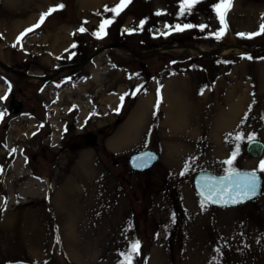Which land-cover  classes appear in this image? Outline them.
<instances>
[{
  "label": "rangeland",
  "instance_id": "rangeland-1",
  "mask_svg": "<svg viewBox=\"0 0 264 264\" xmlns=\"http://www.w3.org/2000/svg\"><path fill=\"white\" fill-rule=\"evenodd\" d=\"M83 1L0 0V97L8 79L22 102L12 114L0 100V264H120L137 241L132 264H264V33L238 35L260 31L264 0H232L224 25L219 0L184 15L181 0H131L115 17L105 9L120 0ZM96 129V145H80ZM249 135L259 157L244 150ZM143 148L158 159L132 172L126 158ZM233 169L257 170V198L202 204L192 174Z\"/></svg>",
  "mask_w": 264,
  "mask_h": 264
},
{
  "label": "water",
  "instance_id": "water-1",
  "mask_svg": "<svg viewBox=\"0 0 264 264\" xmlns=\"http://www.w3.org/2000/svg\"><path fill=\"white\" fill-rule=\"evenodd\" d=\"M264 46L258 47L254 50H261ZM248 50V51H254ZM203 55H220L218 51H207L202 52L199 51ZM22 106V102L15 98L13 95L10 96L8 110L12 114H16L19 112ZM80 144L83 147H93L96 145V134L88 131L81 135ZM263 148V143L256 139V143H249L247 141L245 145V151L248 155L252 157H258ZM158 159L157 153L152 149H141L135 151L128 155L127 157V165L128 167L135 172H144L148 170ZM252 171L248 170H232L224 174H214L208 171H198L196 172L191 180V185L196 193V195L207 205L212 207L219 208H227L234 207L244 203H247L253 199H255L261 189V175L257 173V177L259 178V189L258 194L252 197L251 199H243L242 202L239 203H227L225 204L224 200H229V193L235 195L237 192L243 191L244 184L248 179L245 176V173H250ZM223 178V179H221ZM224 188L225 191L221 192L220 189ZM214 189L213 191V199L218 200L219 202L213 203L211 199H205L208 195L209 190ZM225 192H228L225 194ZM203 193V195H202ZM239 199V197H236Z\"/></svg>",
  "mask_w": 264,
  "mask_h": 264
},
{
  "label": "snow or ice",
  "instance_id": "snow-or-ice-1",
  "mask_svg": "<svg viewBox=\"0 0 264 264\" xmlns=\"http://www.w3.org/2000/svg\"><path fill=\"white\" fill-rule=\"evenodd\" d=\"M130 2H131V0H120L119 4H117L116 6L110 8V9L106 7L105 10L111 11L113 13V17H115V16L119 15L120 11H122L123 8L127 4H129ZM199 2H200V0H181L180 15H184L186 13V11H190L191 8ZM231 4H232V0H219V3L214 5V9H215L217 16L220 19V22L222 25H224V23H225L224 16L226 15ZM64 7H65V5H63V4H59L55 7H50L47 12H44L40 15V18L35 25H32L31 27L25 29V31L22 32L20 34V36L17 37V42L19 43L20 40L25 35L33 32L35 29L39 28L44 23L46 17L50 16L52 13L56 12L58 9H63ZM160 14L161 13H159V12L157 13V15H160ZM112 22H113V19L103 20L99 26V30L97 32H94L93 35L96 36L98 39L103 38V36L107 34L106 25H110ZM144 23H145V21L140 22L141 28L143 27ZM166 27H173V26H167L166 25ZM174 27H175V30H177V31H183L184 29H190L193 27H199L201 30H204L208 26L207 25L195 26V25H191V24H185V25L181 26V25L177 24ZM78 31L83 33L86 31V29L84 27H81L80 29H78ZM224 31H225V29L222 27L218 32H216L214 34L216 39H220L223 36ZM262 33H264V24H261L260 31H258V32L249 33V34L239 33L238 35H240L242 37L247 36V38H252L254 36L261 35ZM15 46L16 45L14 44L13 47H15ZM72 47L75 48L76 45L73 44ZM73 55H74V53H73ZM249 59H251V57H249ZM139 91H140V88H137L136 92H139ZM133 94H135V93H133ZM3 99H6V96L0 97V100H3ZM123 99H124V97L121 96V101H123ZM2 115L3 114L0 113V118H2ZM229 135H231V134H229ZM234 139L237 142H239V141L243 140L244 137L241 134H237ZM247 141L249 143H256V138L254 135H249V136H247ZM12 151H15V149H13ZM239 151H240V144L237 143L235 146V150L232 152L230 158L223 161V163L226 165L232 166L237 154L239 153ZM258 170L260 172H264V160L260 161V163L258 165ZM183 174L184 173L182 172L181 175H183ZM245 176L248 179L246 180V182L244 184L243 191L237 192L235 195H233L232 193H229V200L223 201L225 204H227L229 202H231L233 204L239 203V202H242L243 199H251L252 197H254L255 195L258 194L259 178L257 177V170H253L250 173H245ZM221 179H223V178H221ZM213 191H214V189H210L209 193L205 197V199H211L213 203H217L219 201L216 199H213ZM220 191L223 192V191H225V189L221 188ZM202 195H203V193H202ZM236 197H239V199H237ZM202 204H203V201H202ZM132 253L139 254V242L138 241L132 244L130 253H128V254L121 253V255L125 257V259L123 261H121L120 264H132Z\"/></svg>",
  "mask_w": 264,
  "mask_h": 264
},
{
  "label": "flooded vegetation",
  "instance_id": "flooded-vegetation-1",
  "mask_svg": "<svg viewBox=\"0 0 264 264\" xmlns=\"http://www.w3.org/2000/svg\"><path fill=\"white\" fill-rule=\"evenodd\" d=\"M19 76V75H18ZM2 82H4V84H5V86H6V90L4 91V93H5V96H6V105H5V112H8V104H9V98H10V96L11 95H13V91H14V84H13V82L12 81H10V80H8V79H6V81H2ZM3 101H1V103H2ZM95 134H96V138H97V135L98 134H101V135H103L104 134V130L103 129H96L95 131H93ZM85 133V132H84ZM83 134V133H82ZM81 134V135H82ZM81 135H79L78 136V139H79V143H80V137H81ZM81 145V144H80Z\"/></svg>",
  "mask_w": 264,
  "mask_h": 264
},
{
  "label": "bare ground",
  "instance_id": "bare-ground-1",
  "mask_svg": "<svg viewBox=\"0 0 264 264\" xmlns=\"http://www.w3.org/2000/svg\"><path fill=\"white\" fill-rule=\"evenodd\" d=\"M91 1H92V0H84L83 2L86 4V3L91 2ZM81 4H82V3H81ZM81 4H80V5H81ZM94 4H95V3H94ZM81 7H82V6H81ZM86 7H87V6H86ZM234 49H235V48H234ZM235 50H236V49H235ZM224 51H225V50H224ZM222 53H223V51L219 52V54H222ZM233 110H234L233 108L230 109L231 112H232ZM139 111H141V110H139ZM137 112H138V111H137ZM137 114H138V113H137ZM140 115H141V113H140ZM140 115H139V117H140ZM228 116H232V114L229 113ZM136 117H138V116H136ZM133 118H134V121H135V117H133ZM137 119H138L137 121L139 122V118H137ZM176 119H179V118H176ZM172 120H173V119H172ZM172 120H171V121H172ZM227 120H228V119H227ZM227 120H226V119H222V121H220V122L222 123V126L224 125V127H225L227 124H231V123H228ZM229 120H231V119H229ZM131 121H132V120H131ZM171 121H170V122H171ZM177 121H178V120H177ZM231 121H232V120H231ZM132 122H133V121H132ZM135 122H136V121H135ZM170 122H169V123H170ZM172 122H174V121H172ZM130 123H131V122H130ZM131 124H132V123H131ZM176 124H177V123H176ZM134 125H135V124H134ZM231 125H232V124H231ZM127 126H128V125H127ZM128 127H129V126H128ZM131 127H133V126H131ZM171 127H172V125H171ZM174 127H175V125H173V130L176 129V128H174ZM127 130H128V128H127ZM132 130H133V129H132ZM177 130H178V129H177ZM182 130H183V129H182ZM178 132H180V131L178 130ZM181 132H182V131H181ZM125 133H126V132H125ZM128 133H129V132H128ZM121 136H122V134H121ZM121 136H120V138H121ZM127 136H128V135H127ZM122 137H123V136H122ZM117 138H118V137H117ZM117 138H116V139H117ZM120 138H119V141H120ZM123 138H124V137H123ZM116 139H115V140H116ZM124 141H125V140H124ZM114 142H115V141H114ZM127 143H128V142H127ZM113 145H116V143L113 144ZM114 147H115V146H114ZM173 150H174V149H173ZM175 150H176V149H175ZM176 157H177V156H176ZM75 185H76V183H75ZM227 193H228V192H225V194H227ZM32 226H33V225H32Z\"/></svg>",
  "mask_w": 264,
  "mask_h": 264
},
{
  "label": "trees",
  "instance_id": "trees-1",
  "mask_svg": "<svg viewBox=\"0 0 264 264\" xmlns=\"http://www.w3.org/2000/svg\"><path fill=\"white\" fill-rule=\"evenodd\" d=\"M132 99H133V97H132ZM133 101H131V103H132Z\"/></svg>",
  "mask_w": 264,
  "mask_h": 264
}]
</instances>
